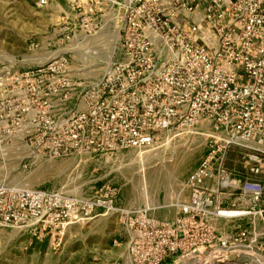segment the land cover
I'll return each mask as SVG.
<instances>
[{
	"label": "built area",
	"instance_id": "obj_1",
	"mask_svg": "<svg viewBox=\"0 0 264 264\" xmlns=\"http://www.w3.org/2000/svg\"><path fill=\"white\" fill-rule=\"evenodd\" d=\"M103 1L98 11L119 18L125 9L121 59L93 82L72 75L66 56L25 70L0 65V147L21 138L59 159L203 136L188 199L161 207L176 215L158 219L149 207H117L116 191L0 185V227L60 245L68 228L105 211L121 216L129 237L120 264H264V0ZM75 7L72 31L96 34V7ZM234 150L245 151L242 175L227 167Z\"/></svg>",
	"mask_w": 264,
	"mask_h": 264
},
{
	"label": "rangeland",
	"instance_id": "obj_2",
	"mask_svg": "<svg viewBox=\"0 0 264 264\" xmlns=\"http://www.w3.org/2000/svg\"><path fill=\"white\" fill-rule=\"evenodd\" d=\"M76 3L96 7L97 15L103 16L100 29L90 36L98 38L93 53L83 56L74 52L82 47L76 40L83 36L72 31L78 20ZM103 4V0H47L45 4L0 0V65L25 70L56 55L66 56L72 75L96 81L121 59V21L110 10L98 11ZM117 29L119 40L114 35ZM18 143L11 153H0V185L60 190L78 197L116 191L117 207H149L158 219L176 215L175 208L161 207L187 201L184 185L208 149L203 136L165 135L148 153L130 150L52 159L29 149L21 139ZM244 157L245 151H232L228 169L244 174ZM128 242L121 216L105 211L68 228L60 245L0 227V264H120L126 260Z\"/></svg>",
	"mask_w": 264,
	"mask_h": 264
},
{
	"label": "bare ground",
	"instance_id": "obj_3",
	"mask_svg": "<svg viewBox=\"0 0 264 264\" xmlns=\"http://www.w3.org/2000/svg\"><path fill=\"white\" fill-rule=\"evenodd\" d=\"M114 18H116V17H114ZM120 27L122 28V24H120ZM114 35H115L116 40H119L120 39V37H119L120 33H119V30L118 29H117V31L115 32ZM79 39H80V42H78V40H76V44H79V46H82V47L75 48L74 49V52L75 53H78L81 56H83L85 54H89V53L92 54L93 53V50H94V47L93 46H95L94 44L98 41V38L97 39H93L90 36L83 35V36L79 37ZM94 52H96V51H94ZM57 57H60V56L59 55H56L54 58H57ZM41 64H44V63H41ZM20 139L19 138L14 139L15 141L10 146L0 147V153L1 154H3L4 152L11 153L12 151H14V149H16V146H18V144H19L18 141H20ZM158 152H160V151H158ZM31 155H34V152H32ZM37 158H38V156H37ZM137 160L142 161L143 158L142 159H137ZM24 186L29 187V185H24Z\"/></svg>",
	"mask_w": 264,
	"mask_h": 264
},
{
	"label": "water",
	"instance_id": "obj_4",
	"mask_svg": "<svg viewBox=\"0 0 264 264\" xmlns=\"http://www.w3.org/2000/svg\"><path fill=\"white\" fill-rule=\"evenodd\" d=\"M124 15H125V9H120V15H119V18H120V21L123 22V19H124Z\"/></svg>",
	"mask_w": 264,
	"mask_h": 264
}]
</instances>
